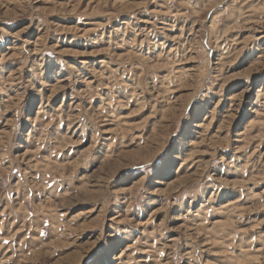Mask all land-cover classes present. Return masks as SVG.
I'll return each instance as SVG.
<instances>
[{"label": "rangeland", "instance_id": "obj_1", "mask_svg": "<svg viewBox=\"0 0 264 264\" xmlns=\"http://www.w3.org/2000/svg\"><path fill=\"white\" fill-rule=\"evenodd\" d=\"M0 264H264V0H0Z\"/></svg>", "mask_w": 264, "mask_h": 264}, {"label": "bare ground", "instance_id": "obj_2", "mask_svg": "<svg viewBox=\"0 0 264 264\" xmlns=\"http://www.w3.org/2000/svg\"><path fill=\"white\" fill-rule=\"evenodd\" d=\"M231 107V106H230ZM202 130V129H201Z\"/></svg>", "mask_w": 264, "mask_h": 264}]
</instances>
